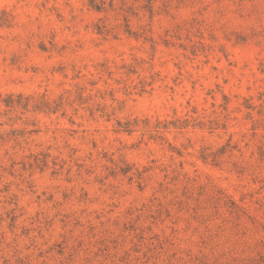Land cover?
I'll return each instance as SVG.
<instances>
[{"label": "rangeland", "instance_id": "obj_1", "mask_svg": "<svg viewBox=\"0 0 264 264\" xmlns=\"http://www.w3.org/2000/svg\"><path fill=\"white\" fill-rule=\"evenodd\" d=\"M0 264H264V0H0Z\"/></svg>", "mask_w": 264, "mask_h": 264}, {"label": "trees", "instance_id": "obj_2", "mask_svg": "<svg viewBox=\"0 0 264 264\" xmlns=\"http://www.w3.org/2000/svg\"><path fill=\"white\" fill-rule=\"evenodd\" d=\"M93 7L98 10L102 9V7L97 4H94ZM21 99L22 97L20 95L16 98L14 94H9L4 101L8 107L22 106L24 109H26V107L29 105V101L22 102ZM44 105L46 106V104H36L35 107L42 108Z\"/></svg>", "mask_w": 264, "mask_h": 264}]
</instances>
